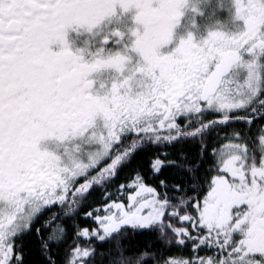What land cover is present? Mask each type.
Returning a JSON list of instances; mask_svg holds the SVG:
<instances>
[{
    "label": "snow or ice",
    "instance_id": "obj_1",
    "mask_svg": "<svg viewBox=\"0 0 264 264\" xmlns=\"http://www.w3.org/2000/svg\"><path fill=\"white\" fill-rule=\"evenodd\" d=\"M0 264H264V0H0Z\"/></svg>",
    "mask_w": 264,
    "mask_h": 264
},
{
    "label": "rangeland",
    "instance_id": "obj_2",
    "mask_svg": "<svg viewBox=\"0 0 264 264\" xmlns=\"http://www.w3.org/2000/svg\"><path fill=\"white\" fill-rule=\"evenodd\" d=\"M227 13L224 10H220L217 12V17L222 21L226 18ZM203 19V18H202Z\"/></svg>",
    "mask_w": 264,
    "mask_h": 264
}]
</instances>
